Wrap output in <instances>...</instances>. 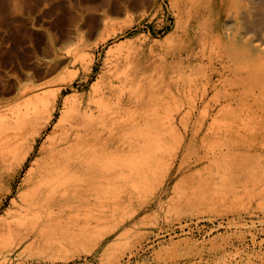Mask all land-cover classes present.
<instances>
[{
  "label": "rangeland",
  "instance_id": "obj_1",
  "mask_svg": "<svg viewBox=\"0 0 264 264\" xmlns=\"http://www.w3.org/2000/svg\"><path fill=\"white\" fill-rule=\"evenodd\" d=\"M74 103L117 131L98 204L0 264H264V0H0V226Z\"/></svg>",
  "mask_w": 264,
  "mask_h": 264
},
{
  "label": "bare ground",
  "instance_id": "obj_2",
  "mask_svg": "<svg viewBox=\"0 0 264 264\" xmlns=\"http://www.w3.org/2000/svg\"><path fill=\"white\" fill-rule=\"evenodd\" d=\"M38 97L45 103V109L27 110L25 117L17 122V133H23L44 110L49 121L55 115L59 94L53 100ZM83 108V104L74 103L61 115L49 146L41 152L29 180L30 189L18 200L12 219L0 226V234L9 231L27 238L37 236L39 221L63 216L72 209L83 210L91 202L98 204L100 183L105 175L98 153L102 148L116 146L117 131H100L112 118L89 119V113ZM31 146L33 148L35 142ZM90 194L94 198H90ZM47 209H50L48 214Z\"/></svg>",
  "mask_w": 264,
  "mask_h": 264
}]
</instances>
